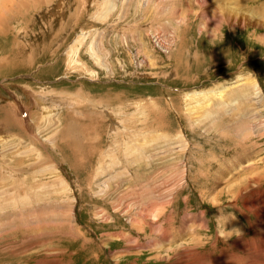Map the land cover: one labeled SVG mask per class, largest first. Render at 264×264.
Wrapping results in <instances>:
<instances>
[{
    "label": "rangeland",
    "instance_id": "1",
    "mask_svg": "<svg viewBox=\"0 0 264 264\" xmlns=\"http://www.w3.org/2000/svg\"><path fill=\"white\" fill-rule=\"evenodd\" d=\"M38 1L0 34V264H264V0Z\"/></svg>",
    "mask_w": 264,
    "mask_h": 264
},
{
    "label": "bare ground",
    "instance_id": "2",
    "mask_svg": "<svg viewBox=\"0 0 264 264\" xmlns=\"http://www.w3.org/2000/svg\"><path fill=\"white\" fill-rule=\"evenodd\" d=\"M40 1H38V0H12V3H10V12L8 13V14H0V34H5L7 31H12L11 30V23H14V24H18L19 22H24V19H25V14H23L22 13V11H24V12H26L25 10H30V8H32L33 6H30L31 4H34V5H37V3H39ZM7 5H9V0H0V8L2 7V6H7ZM35 7V6H34ZM33 7V8H34ZM256 10H258L259 11V13H260V15L258 14V15H256L257 17H259V18H261V19H263L264 17V4L261 6V7H256V9H255V11ZM28 12V11H27ZM258 13V12H257ZM229 14V13H228ZM263 15V16H262ZM256 16H252V17H254V18H256ZM251 17V18H252ZM20 19H21V21H20ZM14 29V28H13ZM9 33V32H8ZM9 35V34H8ZM7 35V36H8ZM11 36H12V33L10 34ZM163 41H164V39H163ZM166 47H167V42H163V44H162V47L161 48H163L164 50H168V49H166ZM247 88V87H246ZM257 90V89H256ZM251 94V93H250ZM254 97H255V95L258 97V98H260L261 97V92H259L258 90L257 91H255L253 94H252ZM248 96V95H247ZM246 98V97H245ZM32 99H34V101H37V102H39L38 104H40V103H42V98H40V97H38L37 95H35V94H33V97H32ZM44 102V101H43ZM37 105V104H36ZM42 105H43V103H42ZM46 110V109H45ZM45 114V113H44ZM13 115V114H12ZM31 115V114H30ZM4 116V115H3ZM183 145V144H182ZM94 155V154H93ZM240 159L241 160H243V161H246V163L247 164H243L244 165V167L242 168V166H241V170H242V172H243V174L244 173H246L247 171H250V170H252V165H250V162L249 161H247L246 159H245V157H243V159H242V157H240ZM43 160V159H42ZM236 161H237V163H238V160L236 159ZM228 163V162H227ZM245 163V162H244ZM3 164V163H2ZM235 164V163H234ZM48 165V164H47ZM240 166V165H239ZM236 167H237V165H236ZM47 168V167H46ZM53 168V167H52ZM225 168V167H224ZM223 168V169H224ZM54 169V168H53ZM221 169V168H220ZM223 169H221V173L219 174V175H217V177H218V180L220 181V180H226V177H228V172L227 171H224ZM233 170H235V167L233 166L230 170H228V171H233ZM253 171H254V169H253ZM3 172V171H2ZM223 172V173H222ZM245 176V175H244ZM136 177V176H135ZM163 178V177H162ZM107 181V180H106ZM242 181V180H241ZM240 181V182H241ZM257 181V180H256ZM12 182V181H11ZM151 182V181H150ZM224 182V181H223ZM248 182V181H247ZM242 183V182H241ZM20 184V183H19ZM253 184H256L255 182H253ZM16 186V185H15ZM121 187V186H120ZM252 187V186H251ZM15 189H16V187H15ZM31 189V188H30ZM43 189H45V191L43 190ZM59 189V188H58ZM58 189H57V191H58ZM214 189V188H213ZM230 193H229V195H230V197H232L233 199H239V198H242L244 201H246V199H248V197H243V195H244V193L245 192H247L248 190H250L251 188H250V186L248 185V183H242V184H237V182H236V184L235 185H231L230 186ZM3 191V190H2ZM41 191H43V196H44V199H46V201L45 202H47V200H49V199H51V197L53 196V195H59V191L57 192L56 190H54V192H52V193H47L46 194V192H47V186H45L44 188H40V189H38V193L36 194V199L38 200V194H39V192H41ZM62 192V191H61ZM60 192V193H61ZM106 192V191H105ZM148 193V192H147ZM221 193V192H220ZM34 194V195H35ZM262 195L261 196H259V203L257 204V205H254V203H252L251 205L249 204H246V205H244V207H245V209L246 210H248L249 211V213H255V211H258V207L261 209V212L263 211V213H257V215H256V217H258V216H260V217H258V218H261V217H263V219H264V192L263 193H261ZM216 195H218V193H216ZM212 196V195H211ZM255 196V195H254ZM27 198H30V197H32V195H29V196H26ZM26 197H23V199H21V198H19V199H21V201L22 200H25V199H27ZM159 197V196H158ZM250 197H253V196H251L250 195ZM122 198V197H121ZM124 199V198H123ZM249 199H251V198H249ZM252 199H254V198H252ZM34 200V199H33ZM40 200V199H39ZM38 200V201H39ZM213 201H215L216 200V196L214 195V197H213V199H212ZM15 201V200H14ZM17 201V200H16ZM32 201V200H31ZM254 201H256V200H254ZM4 202L5 203H10V197L8 196V199L6 200H4ZM41 202H44V200L43 201H41ZM5 203H3V204H5ZM20 203V201L18 200V202H16V205L17 204H19ZM23 203H24V201H23ZM33 203V202H32ZM53 204L54 203V201H50L49 202V204L48 205H50V204ZM57 203V202H56ZM237 203V202H236ZM247 203V202H246ZM15 204V203H14ZM30 204V203H29ZM28 204V205H29ZM27 205V204H26ZM235 205V204H234ZM9 207H10V205H8ZM7 206V207H8ZM24 206V205H23ZM45 206H47V205H44V207H42V208H39L38 207V214H39V216H45V214L47 213V212H49L50 213V216H51V214H54V211L56 210V209H58L57 208V206L55 207V205L52 207H49V209H48V207H45ZM59 206V205H58ZM243 206V205H242ZM27 207V206H26ZM34 207V206H33ZM240 207V206H239ZM23 208H25V207H23ZM35 208H37V207H35ZM54 208H56V209H54ZM5 209V208H4ZM43 209V210H42ZM3 210V209H2ZM19 210V209H18ZM35 209H30L29 208V210H27L28 211V214H27V216H28V218H29V220H34V218H33V216H35V212L36 211H34ZM15 211V210H14ZM41 211H43V213H41ZM65 210H63V212H64ZM63 212H61V209H60V207H59V209H58V211H57V214L58 215H61ZM23 213V212H22ZM56 214V215H57ZM243 214V213H242ZM20 215V214H19ZM56 215H54L55 217H57ZM153 215V214H152ZM244 215V214H243ZM24 216V215H23ZM27 216H26V218H27ZM63 216H64V213H63ZM221 216V215H220ZM20 217V216H19ZM25 217V216H24ZM21 218V217H20ZM25 218V219H26ZM28 218H27V220H28ZM247 218V217H246ZM18 219V218H17ZM19 220V219H18ZM28 220V221H29ZM46 220H48V219H46ZM225 220V219H224ZM223 220V221H224ZM247 220V219H246ZM51 221V220H50ZM35 222V221H34ZM200 222H203V220L201 219L200 220ZM220 222V221H219ZM222 222V221H221ZM7 223V222H6ZM58 224V223H57ZM219 225V224H218ZM229 226V227H231V229H233L234 231L236 230V232H244V229H240L239 228V226H236V221L234 220V219H232V218H230L229 219V221H228V223H226V224H224L223 223V226L225 227V226ZM259 225V226H258ZM204 226V225H203ZM221 226V225H220ZM219 226V227H220ZM223 227V229H225ZM256 227H257V229L259 228V230H260V227L262 228V227H264V223H262V224H257L256 223ZM33 228V227H32ZM249 228L251 229V231L253 230L252 229V227H251V225H249ZM29 230V229H28ZM232 230V231H233ZM17 231V230H16ZM224 231V230H223ZM233 231V232H234ZM221 233H223V232H221ZM227 233V232H226ZM261 233V232H260ZM227 236H229V235H227ZM231 237V236H230ZM237 238V237H236ZM239 238H241L240 236H239ZM243 238H245V236H243ZM262 238V237H261ZM260 237H258V240L257 241H252L251 240V242L252 243H246L245 241H243V239H241L240 240V242H239V245H238V247L240 246V245H242L241 243H245V244H251L252 246L254 245V244H256V243H259V244H263L262 246H261V249H260V252L262 251V253H263V251H264V238L263 239H261ZM194 241V240H193ZM216 241V240H215ZM214 241V242H215ZM237 241V240H236ZM196 242H197V240H196ZM237 244V243H236ZM235 244V245H236ZM194 245L196 246V244L194 243ZM233 246V245H232ZM260 246H259V248H260ZM236 247V246H235ZM241 247V246H240ZM242 247H243V245H242ZM247 247H248V245H247ZM250 247V246H249ZM200 248V247H199ZM259 248H257V249H259ZM239 250H241V249H239ZM245 250V249H244ZM256 250V248H253V252H256L255 251ZM172 251H175V249H173ZM242 251H243V249H242ZM243 253V252H242ZM250 253H252V252H250ZM250 253L249 252H245L244 251V256H245V258L244 259H247V258H249L250 257ZM255 254V253H254ZM260 254V253H259ZM227 258V257H226ZM237 258V257H236ZM198 259V258H197ZM201 259V258H200ZM203 259H205V257L203 258ZM207 259V258H206ZM242 259V258H241ZM259 259V258H258ZM223 260H224V258H223ZM248 260V259H247ZM263 260V259H262ZM208 261V260H207ZM211 261V260H210ZM217 261V260H216ZM220 261V260H219ZM257 261H259V260H257ZM243 262V261H242ZM245 262V261H244ZM251 262V261H250ZM254 262V261H253ZM252 262V263H253ZM262 262V261H261ZM264 262V261H263ZM247 263V262H246ZM240 264H242V263H240ZM245 264V263H244ZM263 264V263H262Z\"/></svg>",
    "mask_w": 264,
    "mask_h": 264
},
{
    "label": "crops",
    "instance_id": "3",
    "mask_svg": "<svg viewBox=\"0 0 264 264\" xmlns=\"http://www.w3.org/2000/svg\"><path fill=\"white\" fill-rule=\"evenodd\" d=\"M34 100V99H33Z\"/></svg>",
    "mask_w": 264,
    "mask_h": 264
}]
</instances>
